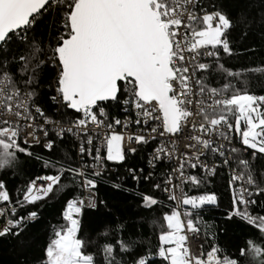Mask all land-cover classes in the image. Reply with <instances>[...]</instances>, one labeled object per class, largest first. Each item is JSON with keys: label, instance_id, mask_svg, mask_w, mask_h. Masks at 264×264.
<instances>
[{"label": "snow or ice", "instance_id": "snow-or-ice-1", "mask_svg": "<svg viewBox=\"0 0 264 264\" xmlns=\"http://www.w3.org/2000/svg\"><path fill=\"white\" fill-rule=\"evenodd\" d=\"M253 7L264 24V0H0V173L27 161L46 170L14 202L0 179V238L26 247L44 204L72 191L46 222L40 264H240L219 246L223 229L203 219L219 204L209 178L227 169L223 222L258 232L239 255L264 264V94L249 88L264 58L224 63L255 51L245 43ZM109 165L124 168L116 180ZM104 183L153 214L156 243L125 239L128 222L108 219L87 251L82 210L114 215Z\"/></svg>", "mask_w": 264, "mask_h": 264}, {"label": "trees", "instance_id": "trees-1", "mask_svg": "<svg viewBox=\"0 0 264 264\" xmlns=\"http://www.w3.org/2000/svg\"><path fill=\"white\" fill-rule=\"evenodd\" d=\"M258 0H252V3H257ZM226 7L231 8V0H223ZM233 14H237L238 9H232ZM255 18L256 23L253 24L254 35L250 36L247 43L255 51L247 55H241L240 57H232L230 60L225 59L226 66L231 67L232 70L238 69L241 65H247L249 59L253 64L257 63L260 58H264V42L260 39V34L264 33V24H259L261 19L260 9L253 7L250 12L249 19ZM40 35V29H37V36ZM238 51L243 52V48H239ZM249 88L257 92V94H264L261 89L264 88V77H255L250 80ZM115 114V109L113 110ZM47 156V153H41ZM147 153H139L136 155L135 161L137 166H144L145 160L143 157ZM20 160L24 162L25 157L21 155ZM264 163V162H258ZM42 166L34 161H27L21 163L15 172L8 171L0 173V179L6 181L7 190L10 193V197L14 202L18 197H22L23 192L26 190V181L32 178L36 174H45ZM124 171L123 166L116 167L115 173H110L113 180H116L118 176H121ZM229 175L223 171L217 173L215 178H209L208 189L215 191L218 196V206H211L210 210H206L203 215V219L210 224L219 226L222 231L218 233L219 246L224 250V255L235 256L239 258L240 264H251L248 257H240L239 250L246 246V240L249 235L258 236L251 226L246 227L243 222L235 221L231 223H224L223 217L228 209L230 202V193L226 191L227 181ZM133 184L132 181H128V185ZM126 185V186H128ZM99 196L106 199L114 213L111 218L102 216L99 213H94L92 210H82L83 227L78 231V237L85 239L88 242L87 251L95 254L96 248L93 246L92 241L97 240V233L104 230L105 221L110 219L116 221L120 219L123 223L125 220L128 222L126 229L123 231V237L127 239L130 235L133 240L143 239L145 245L149 242L156 243L154 238L155 228L151 223L152 215L147 211L137 208L135 199L129 193L115 192L110 189L109 184L104 183L99 185ZM138 187L141 192L147 193L149 186L147 182H141ZM202 191V190H201ZM192 195H199L200 192L195 190L191 191ZM75 195L72 191H67L66 195L57 193L52 196V199L48 200L43 207V220L41 224L32 227L26 240L29 241L28 245L21 248L18 239L11 236L0 238V264H40L39 258L42 256V248L45 245L48 235L45 231L47 221H51L53 224L57 223L58 219L62 215L66 207V200L72 198ZM2 204V202H0ZM105 212L108 210H104ZM144 218L141 220V218ZM113 236L109 235L107 240H112ZM203 239V235L201 236ZM259 242V241H257ZM98 243H105V238L100 237ZM204 248L208 249V244H204ZM210 250V249H208Z\"/></svg>", "mask_w": 264, "mask_h": 264}, {"label": "built area", "instance_id": "built-area-1", "mask_svg": "<svg viewBox=\"0 0 264 264\" xmlns=\"http://www.w3.org/2000/svg\"><path fill=\"white\" fill-rule=\"evenodd\" d=\"M120 118L123 119L122 116H121ZM144 166H146V161H145V165H144ZM115 171H116V167H115V166H112V165H109V172H108V174H110V173H115ZM224 171L229 175L227 169H225ZM3 206H4L3 203L0 204V207H3ZM199 245H200V241H199V240H192V241H191V246H192L193 248H198Z\"/></svg>", "mask_w": 264, "mask_h": 264}]
</instances>
